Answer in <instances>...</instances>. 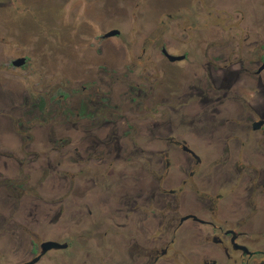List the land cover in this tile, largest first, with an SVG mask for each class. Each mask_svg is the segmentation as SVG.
Segmentation results:
<instances>
[{
  "label": "flooded vegetation",
  "instance_id": "1",
  "mask_svg": "<svg viewBox=\"0 0 264 264\" xmlns=\"http://www.w3.org/2000/svg\"><path fill=\"white\" fill-rule=\"evenodd\" d=\"M238 25L75 32L38 88L0 61V264H264V28Z\"/></svg>",
  "mask_w": 264,
  "mask_h": 264
},
{
  "label": "rangeland",
  "instance_id": "2",
  "mask_svg": "<svg viewBox=\"0 0 264 264\" xmlns=\"http://www.w3.org/2000/svg\"><path fill=\"white\" fill-rule=\"evenodd\" d=\"M263 3L264 0H0V61L28 57L27 69L20 72L19 78H27L21 87L27 82L26 86L38 88L40 78L54 81L68 76L63 71L78 73L80 61L71 47L72 33L80 32V41L75 45L81 53L96 32L114 29L123 32L125 44L138 50L155 32H205L215 36L235 24L239 25L233 32L263 29ZM63 53L70 65L63 66L62 71L61 62L67 59ZM114 55L111 51L107 59L116 61ZM8 103L4 95L3 104Z\"/></svg>",
  "mask_w": 264,
  "mask_h": 264
},
{
  "label": "water",
  "instance_id": "3",
  "mask_svg": "<svg viewBox=\"0 0 264 264\" xmlns=\"http://www.w3.org/2000/svg\"><path fill=\"white\" fill-rule=\"evenodd\" d=\"M120 32V30H117V29H114V30H111L110 33L107 35L108 37L110 36H116L118 35ZM173 60H181L182 58H172ZM25 61L26 59L22 58V59H18L14 62V66H17V67H22L24 64H25ZM48 249L49 248H53V247H60L59 245L57 244H48L47 245Z\"/></svg>",
  "mask_w": 264,
  "mask_h": 264
}]
</instances>
